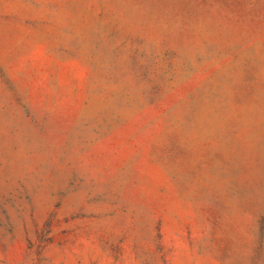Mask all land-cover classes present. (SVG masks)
I'll return each mask as SVG.
<instances>
[{
    "label": "rangeland",
    "instance_id": "374dc122",
    "mask_svg": "<svg viewBox=\"0 0 264 264\" xmlns=\"http://www.w3.org/2000/svg\"><path fill=\"white\" fill-rule=\"evenodd\" d=\"M0 264H264V0H0Z\"/></svg>",
    "mask_w": 264,
    "mask_h": 264
}]
</instances>
